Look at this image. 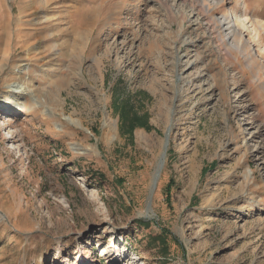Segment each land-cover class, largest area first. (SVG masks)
I'll return each instance as SVG.
<instances>
[{
    "label": "rangeland",
    "instance_id": "rangeland-1",
    "mask_svg": "<svg viewBox=\"0 0 264 264\" xmlns=\"http://www.w3.org/2000/svg\"><path fill=\"white\" fill-rule=\"evenodd\" d=\"M227 9L264 23V0H0V264H264V40L228 56ZM118 93L149 129L120 133Z\"/></svg>",
    "mask_w": 264,
    "mask_h": 264
},
{
    "label": "bare ground",
    "instance_id": "bare-ground-1",
    "mask_svg": "<svg viewBox=\"0 0 264 264\" xmlns=\"http://www.w3.org/2000/svg\"><path fill=\"white\" fill-rule=\"evenodd\" d=\"M207 1H209V3H212L214 6H219V7H221V5L224 3V0H207ZM244 10L246 11V9ZM233 17L234 15L232 9H227L226 14H223L216 19V23H218L219 25L220 34L221 33L223 34V35L221 34L222 41L223 42L227 41L228 43V45H226L227 46L226 54L228 56H234L236 59H238L237 52H241V53H245L243 54L245 55V57L254 60L252 58V55L249 54L250 47L247 44L248 42L246 43L244 41L243 35L246 32L252 33L258 39H260V42L262 43V39L264 40V23L255 21L253 17H249L248 14H246V12L243 13V15L239 18V20H233ZM262 52H264V49ZM254 58L256 57L254 56ZM25 91L26 90L21 86H16L13 88V94L17 98L25 97V95L28 94V91L27 92Z\"/></svg>",
    "mask_w": 264,
    "mask_h": 264
},
{
    "label": "trees",
    "instance_id": "trees-1",
    "mask_svg": "<svg viewBox=\"0 0 264 264\" xmlns=\"http://www.w3.org/2000/svg\"><path fill=\"white\" fill-rule=\"evenodd\" d=\"M142 94L146 96V94ZM142 94L138 93L135 96L127 95L125 98H123L121 97V94L118 93L115 95L112 101L113 113L118 115L120 118V133L122 135H128L129 138H131V133L136 127H144L149 129V126L146 122V114L139 116L137 114V110L135 109V98ZM137 105L140 108L142 107L140 103H137Z\"/></svg>",
    "mask_w": 264,
    "mask_h": 264
},
{
    "label": "crops",
    "instance_id": "crops-1",
    "mask_svg": "<svg viewBox=\"0 0 264 264\" xmlns=\"http://www.w3.org/2000/svg\"><path fill=\"white\" fill-rule=\"evenodd\" d=\"M247 10V9H246Z\"/></svg>",
    "mask_w": 264,
    "mask_h": 264
}]
</instances>
